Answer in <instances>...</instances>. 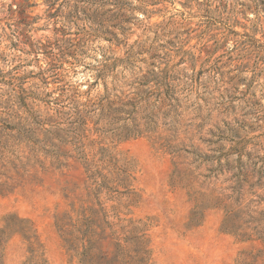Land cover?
Returning <instances> with one entry per match:
<instances>
[{
    "label": "rangeland",
    "instance_id": "374dc122",
    "mask_svg": "<svg viewBox=\"0 0 264 264\" xmlns=\"http://www.w3.org/2000/svg\"><path fill=\"white\" fill-rule=\"evenodd\" d=\"M0 264H264V0H0Z\"/></svg>",
    "mask_w": 264,
    "mask_h": 264
}]
</instances>
